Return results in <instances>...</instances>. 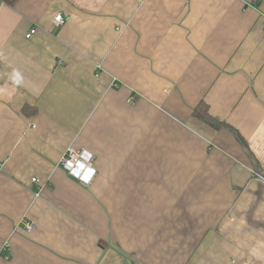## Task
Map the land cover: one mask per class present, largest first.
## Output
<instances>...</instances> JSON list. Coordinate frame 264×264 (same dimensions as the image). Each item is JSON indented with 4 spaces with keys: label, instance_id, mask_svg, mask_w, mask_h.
<instances>
[{
    "label": "crops",
    "instance_id": "crops-1",
    "mask_svg": "<svg viewBox=\"0 0 264 264\" xmlns=\"http://www.w3.org/2000/svg\"><path fill=\"white\" fill-rule=\"evenodd\" d=\"M136 263L264 264V0H0V264Z\"/></svg>",
    "mask_w": 264,
    "mask_h": 264
},
{
    "label": "built area",
    "instance_id": "built-area-1",
    "mask_svg": "<svg viewBox=\"0 0 264 264\" xmlns=\"http://www.w3.org/2000/svg\"><path fill=\"white\" fill-rule=\"evenodd\" d=\"M65 22L66 18L62 14H58L54 18V24L57 27L64 25ZM35 33L36 28H31L26 37L30 38ZM61 164L71 176L77 178L82 184L89 183L95 176V170L92 168V155L86 150L69 148L62 158ZM33 183L36 184L37 180L33 179ZM22 228L26 233H31L35 228V223L31 220H24Z\"/></svg>",
    "mask_w": 264,
    "mask_h": 264
},
{
    "label": "trees",
    "instance_id": "trees-1",
    "mask_svg": "<svg viewBox=\"0 0 264 264\" xmlns=\"http://www.w3.org/2000/svg\"><path fill=\"white\" fill-rule=\"evenodd\" d=\"M15 0H1V2L12 4ZM193 115L207 123L208 125L214 127L215 129L224 128L227 124L223 121H220L218 118H215L213 115L210 114L207 104L200 103L199 106L194 110Z\"/></svg>",
    "mask_w": 264,
    "mask_h": 264
},
{
    "label": "clouds",
    "instance_id": "clouds-1",
    "mask_svg": "<svg viewBox=\"0 0 264 264\" xmlns=\"http://www.w3.org/2000/svg\"><path fill=\"white\" fill-rule=\"evenodd\" d=\"M19 82V81H18Z\"/></svg>",
    "mask_w": 264,
    "mask_h": 264
}]
</instances>
